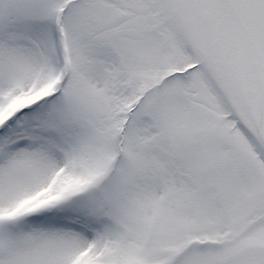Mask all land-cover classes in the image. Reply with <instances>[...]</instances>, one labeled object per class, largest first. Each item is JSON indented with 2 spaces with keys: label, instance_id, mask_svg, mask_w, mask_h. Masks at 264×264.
Wrapping results in <instances>:
<instances>
[{
  "label": "snow or ice",
  "instance_id": "snow-or-ice-1",
  "mask_svg": "<svg viewBox=\"0 0 264 264\" xmlns=\"http://www.w3.org/2000/svg\"><path fill=\"white\" fill-rule=\"evenodd\" d=\"M0 264H264V0H0Z\"/></svg>",
  "mask_w": 264,
  "mask_h": 264
}]
</instances>
